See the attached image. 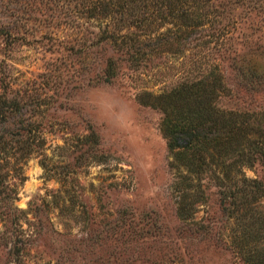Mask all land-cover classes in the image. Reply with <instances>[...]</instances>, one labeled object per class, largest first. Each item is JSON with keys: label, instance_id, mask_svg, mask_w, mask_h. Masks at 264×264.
Segmentation results:
<instances>
[{"label": "rangeland", "instance_id": "374dc122", "mask_svg": "<svg viewBox=\"0 0 264 264\" xmlns=\"http://www.w3.org/2000/svg\"><path fill=\"white\" fill-rule=\"evenodd\" d=\"M199 4L211 17L132 67L104 20L68 0H0V233H17L21 254L15 261L0 241V264H241L228 247L237 230L264 252V227L249 225L264 220L248 216L253 206L264 212V160L238 166L262 185L256 201H238L245 225L208 177L193 217L175 214L170 185L182 169L168 165L158 95L215 70L225 81L216 104L264 124V0ZM245 65L263 77L245 79ZM20 126L35 140L26 157L8 148L25 137L9 133ZM244 132L261 134L252 125ZM230 146L220 152L232 156ZM203 149L207 159L218 152Z\"/></svg>", "mask_w": 264, "mask_h": 264}, {"label": "trees", "instance_id": "16d2710c", "mask_svg": "<svg viewBox=\"0 0 264 264\" xmlns=\"http://www.w3.org/2000/svg\"><path fill=\"white\" fill-rule=\"evenodd\" d=\"M69 4L79 13L104 20L103 31L107 32L106 37L116 50L126 56L128 65L132 67L136 66L138 56L160 50L171 51L172 43L187 37L189 26L206 15L210 16L208 8L206 11L201 9L199 0H68ZM210 17L206 21L211 20ZM240 69H244L245 79L254 78L250 81L257 82L263 77L261 71L251 66L245 65ZM205 71L197 78H186L160 93L158 100L153 102L163 112L159 125L171 157L168 165L182 169L178 178H172L170 185L175 214L178 219L193 217L195 203L203 202L202 181L208 177L213 180L211 182L220 195L219 204L232 219L239 222L244 217L245 210L238 211V201L241 205L243 199L249 197L253 198L251 201H256V197L262 196L261 183L255 178L244 176L238 166L243 163L253 165L264 160V150L261 149L264 144V124L260 126L256 122L259 119L257 116L250 117L246 112L226 110L218 106L216 101L220 94L215 89L224 86L225 81L221 73H215V70ZM249 118L252 120L249 121ZM208 122L210 124L205 126ZM248 125H252L254 133L260 130L261 134L255 139L247 138V150L241 144L247 141L244 131ZM23 130L26 131L25 137H14L12 142H8V148L26 157L35 145L34 137H29L30 129L20 126L9 133L22 136L25 132ZM227 143L231 145L232 156H224L220 152L219 148ZM209 144L218 152L207 159L203 152L205 149L201 153L198 148L208 147ZM248 144L253 146L248 147ZM234 145L239 147L235 148ZM235 172H240L241 175L236 176ZM251 210L253 212L248 216H254L253 221L256 218L264 220L262 210L255 206ZM241 223L244 224L243 219ZM251 224L253 222L250 221L249 225L257 230L264 227L262 222ZM11 235L10 231L8 235L1 232L0 241L8 243L6 253L18 261L21 257L18 251L20 245L16 247L15 240L20 241V238H16V233L15 239L10 240L7 237ZM244 235L245 231L237 230L230 236L228 247L233 258L241 264H264V252L261 253L257 248L258 242L248 244Z\"/></svg>", "mask_w": 264, "mask_h": 264}]
</instances>
